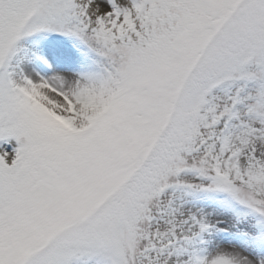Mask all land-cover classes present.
Instances as JSON below:
<instances>
[{"label": "snow or ice", "instance_id": "snow-or-ice-1", "mask_svg": "<svg viewBox=\"0 0 264 264\" xmlns=\"http://www.w3.org/2000/svg\"><path fill=\"white\" fill-rule=\"evenodd\" d=\"M0 264H264V0H0Z\"/></svg>", "mask_w": 264, "mask_h": 264}]
</instances>
